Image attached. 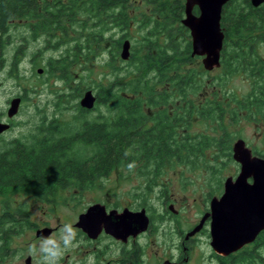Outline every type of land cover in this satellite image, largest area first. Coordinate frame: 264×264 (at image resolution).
<instances>
[{"label": "trees", "instance_id": "obj_1", "mask_svg": "<svg viewBox=\"0 0 264 264\" xmlns=\"http://www.w3.org/2000/svg\"><path fill=\"white\" fill-rule=\"evenodd\" d=\"M39 8L43 11L38 14ZM184 16L183 0H0V27L12 19L37 18L31 29L47 37L48 47L62 49L48 56L57 78L73 82L76 67L84 62L91 69L96 56L110 55L104 62L109 67L106 82L93 79L95 84L87 81L84 87L75 81L72 86L77 98L87 86L96 90L92 109L78 101L76 116L64 122L59 116L44 120L40 135L30 133L1 146L0 194L50 180L84 186L119 167H137L154 184L167 165L195 167L214 146L225 148L232 159L236 135L229 126L243 119L264 123V58L256 53V43L264 40L256 32L259 17L256 12L244 14V0L226 4L221 72L211 75L195 64L200 56L192 55ZM133 21L140 37L123 58L121 31H129ZM117 26L121 36L114 42ZM238 74L249 80L245 94L227 86ZM200 120L206 124L204 131L195 129ZM208 123H213L214 133ZM253 150L264 156V146ZM26 225L25 215L20 222L0 215V251L12 254L13 237ZM221 258L218 264H264V230L252 243Z\"/></svg>", "mask_w": 264, "mask_h": 264}, {"label": "flooded vegetation", "instance_id": "obj_2", "mask_svg": "<svg viewBox=\"0 0 264 264\" xmlns=\"http://www.w3.org/2000/svg\"><path fill=\"white\" fill-rule=\"evenodd\" d=\"M183 1L185 8L186 0ZM228 2L224 4L222 13L226 8V4ZM193 10L195 13H199L200 11L198 5H195ZM42 11L43 10H40L39 8L37 13L39 14ZM132 11H134V9H132ZM252 12H256L259 17V24L256 32L261 33L264 38V0L259 4H254L252 0H244V14L247 15ZM16 20L18 22L17 24ZM32 22H38L37 18H34ZM32 22L29 18L21 17L18 19H12L11 24H9L8 26L0 27V76L5 75V78L0 79V126H4V128L0 130V140H6L4 143H0L2 147L9 145V143L13 140H24L25 136L30 133L40 135L41 130L45 127L42 122L44 123V120L51 122L58 117V113L53 118L43 116L40 121H36L35 125L33 126V130L26 131L23 129L25 122L23 118L22 122H20L19 116L22 114V107L29 97L27 92L24 91L25 88L23 87V79L26 78V74L24 71V62H26V60L31 65L30 74L38 76L43 81V83L51 82V84H53L57 80H61L62 84L60 86L67 89L71 88L73 86V82L75 83L76 81L75 79L73 82H66L64 78L59 79L56 75L51 73V67L49 66L51 63L48 60V56L53 53L59 54L61 53L62 49L53 50L51 47H48L49 40L47 39V37L43 33H40V31H37V33H35L31 29ZM119 29L120 27H118L117 33L113 36V40L121 36V29L120 31ZM121 33L124 36L123 42L127 39L130 40V52H133L132 37L130 32L123 30L121 31ZM115 41L119 40L116 39L114 40V42ZM262 44H264V40L256 43V53L260 54L264 58V47L262 46ZM45 46L47 47L46 49H51L52 52L47 56L46 62L43 63L44 66H41L42 64H36L34 62V59L38 54H40V51ZM30 47L34 48L31 51L33 55L31 60L27 56L26 51ZM119 54L121 56V50ZM8 78L17 80L18 87L16 90L9 91L8 89H6L5 91H2V84L4 83V80H7ZM88 89H92L97 95L96 90L90 86H87L84 92ZM16 98L20 99L18 109L15 113H10V107L12 106L13 100ZM66 101L67 100H65V102ZM57 106L58 108H60L61 102H58ZM65 106L69 107L67 104ZM80 106H82L81 103ZM37 107V110H40L39 105H37ZM114 170L115 169L111 170L107 175L96 177L92 183L84 186H79L76 184L61 186L60 184L56 183V181L50 180L47 182V184L34 183L24 187H15L12 188L15 190L11 189L12 191L10 190L9 193L24 191L31 192L34 198H37L38 200L40 199L44 202V204L48 205L46 207L44 206V208L46 209L45 213L48 215H54L55 211L52 212L50 211V209H54V207L56 206V201L59 200L56 194L60 190L71 193V195L66 194L65 197L67 198H70L76 193H81L83 195L78 198L79 200H81L84 196L85 191L101 188L104 193V197L96 198L86 207L84 211H77V219L75 216V218L73 219L74 222H72L71 224H67L71 225V227L75 230L76 240L78 241V243H84L83 246H86L85 250L88 252L90 251V254L93 255V262H91L90 264H218L222 259L221 256H227L219 254L213 250L214 252L211 253L212 262L207 263L203 261L201 263L200 261V254L198 252L200 250V234L205 229L210 231V215H208L204 226L199 231L190 234L192 229L201 221L202 217L206 213L210 212V204L203 212V214L201 216L199 215L195 221L189 223L187 226H182V220H184L183 203H185V199L182 198L179 202V198L171 193V188L170 185H168V182H161V176L159 177V179L155 180L154 184H151V181L148 178L146 179L143 175L145 179V186L140 193L142 198L139 199L138 203L135 202L136 206L134 208L131 204H129L130 206L122 205L115 199H111V196L116 194V191L111 190L110 188H106L104 185V180L108 179L114 172ZM148 187L149 191L146 192V189ZM158 188L159 192L156 194ZM221 194L222 192L215 195L220 196ZM5 195H7V193L4 194V196ZM213 196H211L210 200ZM152 197L158 198L162 209H158L156 206H152L154 205L150 201ZM94 203H100L104 205L107 214L111 213L112 210H118L116 211L117 214L126 207L133 211H139L145 208L146 213L149 216V225L145 230L139 231L136 234L130 233L126 237H123L117 236L116 234L109 231L106 227L105 222L102 221L100 230L96 234L95 231H91V228H89L88 225L86 226V228H84L76 224L79 220L80 214L85 212L88 207ZM177 204H179L180 207H178ZM22 208L25 210H20ZM3 209L4 210L2 214L12 215L15 222H20L22 216L25 215V222L27 224L35 225L34 228H36V236L39 241H41L42 237L52 239L54 232H56L58 229V226H51V222L49 220L34 221L32 219V208L29 203L21 202L13 205L12 201L5 199ZM116 214H113L111 218H117ZM47 227L52 229L48 236H44L42 234L39 235L37 233L38 230ZM169 228L171 229V243H168L166 240H164L165 244L163 245V241L161 239L156 240L152 238L153 235L158 237L159 235L165 236V234H167L166 231L169 230ZM147 235L148 238L146 240H143V238ZM33 241L35 242L34 239ZM152 244H155L156 251L153 254H150L149 251ZM33 245H35L36 249L39 250V245L37 242H35ZM0 254H5V257L0 258V261L2 262L9 255H11V253L9 254L4 251H0ZM28 256H31V264H34L33 254L28 253L27 257ZM63 258L65 257L63 256ZM63 258L60 260V264L74 263L72 260H69L70 262H68Z\"/></svg>", "mask_w": 264, "mask_h": 264}, {"label": "rangeland", "instance_id": "obj_3", "mask_svg": "<svg viewBox=\"0 0 264 264\" xmlns=\"http://www.w3.org/2000/svg\"><path fill=\"white\" fill-rule=\"evenodd\" d=\"M144 8L147 9V7ZM132 9L130 10L133 13ZM17 23L18 22L16 20V24ZM129 32L132 37L134 49V43H136V39L140 37L136 21H133L130 25ZM262 46L264 47V44H262ZM33 49L34 48L30 47L26 50L27 56L30 58V60L33 57L31 52ZM51 52V49L41 50L40 54H38L34 59V62L44 66L43 63L46 62V58ZM106 58H110V55L106 52L102 57L96 56V59L93 61L94 64L91 63L90 65L91 69H89L87 64L84 62L81 66L76 67V72L74 75L76 82L84 87L88 85L87 81L95 84L93 79L101 81L104 78V82H106L109 76V67L106 64L104 65ZM202 59L203 56L196 57L195 64L197 66L203 65ZM30 67V63L26 60V62H24L26 78L23 79V87L25 88L24 91L27 92L29 97L22 107V114L19 116L20 122H22V118L25 122L23 129L26 131L33 130V126L35 125L36 121H40L43 116L53 118L58 113L57 116H59L63 122L76 116V114H78L76 109L78 104L77 102L80 100L84 92L80 98H77L74 95V90L72 87L66 89L60 86L62 84L61 80H57L53 84H51V82L43 83V81L38 76L30 74ZM210 71L211 75L221 72L219 67H216ZM88 76H90L91 79ZM3 78H5V75L0 76V79ZM74 84L75 83L73 82V85ZM227 86L230 90L235 91L238 95L243 93L245 94L250 89L249 80L241 74L232 76L228 80ZM17 87V80L8 78L7 80H4V83L2 84V91H5L6 89L9 91L16 90ZM207 92H210V96L212 95L211 90H208ZM65 100L67 101L65 102ZM198 100H200V96ZM58 102H61L60 108L57 106ZM66 104L69 107H66ZM37 105H39L40 110H37ZM208 124V131L214 133L211 131L213 129V123ZM205 126L206 124L202 123L201 120L195 123V129L198 131L206 130ZM229 131L236 135V137L231 141L232 156L233 143L239 137L244 138L247 144L252 148L254 146H264V123H256L243 119L239 123L230 125ZM221 133L222 130L216 133V135L219 136ZM5 141L6 140H0V143H4ZM224 152L225 148L214 146L205 152V156L203 157L205 159L199 162L195 167L187 164L175 163L170 166L167 165L163 173L159 175L161 176V182H168V185H170L171 188V193L179 198V202L182 198L185 199V203H183L184 220H182V226H187L189 223L195 221L199 215L201 216L203 214L210 204L211 196L219 194L220 192L223 193V183L229 175H238L240 171V163L236 161L234 157L231 159ZM104 185L106 188L116 191V194L111 196L112 200L115 199L122 205L130 206L129 204H131L134 208L136 203L139 202V199L142 198L140 193L145 186V179L144 176L140 174L137 167H135L133 170L119 167L114 170L108 179L104 180ZM158 192L159 188L157 189L156 194ZM6 193L7 195L4 196ZM66 194L71 195V193L65 192L63 190L57 192L56 195L58 196L59 200L56 201V206L54 209H50V211H55V213L54 215H48L45 213L46 209L44 208V206L46 207L48 205L44 204L42 200L34 198L31 192H4L0 194V215L4 210L3 205L5 199L12 201L13 205L21 202L29 203L33 212L32 219L34 221L49 220L51 222V226H58V229L56 232H54L52 239L60 240L62 227L68 223L71 224L74 222L73 219L77 215V211H84L86 207L96 198L104 197V193L101 188L85 191L81 200L78 199L83 195L81 193H76L70 198L65 197ZM150 201L154 204L152 206L162 209L160 201L157 197H152ZM177 206L180 207L179 204H177ZM77 217L78 216H76V219ZM34 227L35 225L27 224L22 232L14 235L12 241V248L14 251L6 259H4L3 262L0 261V264H26L25 258L27 257V254L30 253V247L35 242H37L39 246L41 244V241H39L36 236V228ZM170 228L166 231L167 234H165V236L159 235L158 237L153 235L152 238L156 240L161 239L163 241V245L165 244L164 240H166L168 243H171L172 238L170 234ZM200 236V250L198 251L200 254V261L201 263L203 261L210 263L212 262L211 253L214 252L210 243V231L205 229L203 232H201ZM147 238L148 235L144 237L143 240H146ZM83 244L84 243H78L76 247L67 251L64 254L65 258L63 259L67 260L68 262H70L69 260H72L74 262L73 264H90L93 262V255L90 254V251L88 252L85 250L86 246H83ZM155 251V244H152L149 253L153 254ZM33 257L34 264H41V258L38 250L37 254L33 255Z\"/></svg>", "mask_w": 264, "mask_h": 264}, {"label": "water", "instance_id": "obj_4", "mask_svg": "<svg viewBox=\"0 0 264 264\" xmlns=\"http://www.w3.org/2000/svg\"><path fill=\"white\" fill-rule=\"evenodd\" d=\"M229 0H186L185 16L182 22L190 29L192 37V55L203 56L205 69L213 70L221 65L224 47L225 31L222 26V9ZM259 4L263 0H252ZM198 5L199 13L194 12ZM130 40H125L121 56H130ZM41 70V68H40ZM97 95L92 89L84 92L80 98L83 107L91 109L95 106ZM20 99L16 98L10 107V113L18 109ZM0 126V130L3 129ZM233 157L240 163L238 175H229L224 181V191L220 196H213L210 202V212L192 229L190 234L199 231L205 224L208 215L211 216L210 234L211 246L222 255H229L246 244L255 241L264 230V156L258 155L246 140L239 137L233 143ZM112 210L107 214L105 206L94 203L81 213L78 226L97 234L101 222L104 221L109 231L117 236L126 237L130 233H138L149 225L146 209L130 210L128 207L116 214ZM116 214L117 218H111ZM51 228H42L39 235L48 236ZM26 264H31V256L26 258Z\"/></svg>", "mask_w": 264, "mask_h": 264}, {"label": "clouds", "instance_id": "obj_5", "mask_svg": "<svg viewBox=\"0 0 264 264\" xmlns=\"http://www.w3.org/2000/svg\"><path fill=\"white\" fill-rule=\"evenodd\" d=\"M77 244L76 232L71 225H64L62 227L59 241L42 237L38 250L41 256V264H60V260L63 258L64 254L76 247ZM29 251L31 254L36 255V246L32 245Z\"/></svg>", "mask_w": 264, "mask_h": 264}]
</instances>
